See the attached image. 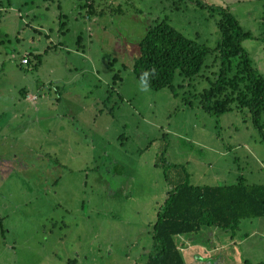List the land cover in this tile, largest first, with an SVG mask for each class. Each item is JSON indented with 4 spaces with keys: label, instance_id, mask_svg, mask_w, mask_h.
<instances>
[{
    "label": "rangeland",
    "instance_id": "1",
    "mask_svg": "<svg viewBox=\"0 0 264 264\" xmlns=\"http://www.w3.org/2000/svg\"><path fill=\"white\" fill-rule=\"evenodd\" d=\"M221 7L264 80V0H0V264H143L184 172L264 183V108L260 132L235 102L199 105L220 67ZM161 18L209 49L196 75L141 91L132 61ZM177 240L185 264L264 261V216Z\"/></svg>",
    "mask_w": 264,
    "mask_h": 264
},
{
    "label": "trees",
    "instance_id": "2",
    "mask_svg": "<svg viewBox=\"0 0 264 264\" xmlns=\"http://www.w3.org/2000/svg\"><path fill=\"white\" fill-rule=\"evenodd\" d=\"M91 9L89 3L86 12ZM218 11L219 40L215 48L220 67L214 81L201 91L199 105L208 113L219 114L231 109L229 102H235L236 106L247 108L252 125L262 132L259 117L264 108V80L240 45L248 32L239 27L226 8ZM137 45L131 70L140 81L142 72L155 67L151 89H171L176 71L183 77L196 75L209 49L183 36L164 18L150 23ZM187 174L184 172L182 181L167 187L165 198L156 208L151 225L152 244L143 264H185L177 240L182 234L195 233L204 225L232 230L242 218L264 216V183H247L238 178L226 184H192ZM243 262L264 264L246 259Z\"/></svg>",
    "mask_w": 264,
    "mask_h": 264
},
{
    "label": "clouds",
    "instance_id": "3",
    "mask_svg": "<svg viewBox=\"0 0 264 264\" xmlns=\"http://www.w3.org/2000/svg\"><path fill=\"white\" fill-rule=\"evenodd\" d=\"M156 73L155 67H153L150 70H145L140 75V90L141 91H147L150 87V79L154 76Z\"/></svg>",
    "mask_w": 264,
    "mask_h": 264
},
{
    "label": "crops",
    "instance_id": "4",
    "mask_svg": "<svg viewBox=\"0 0 264 264\" xmlns=\"http://www.w3.org/2000/svg\"><path fill=\"white\" fill-rule=\"evenodd\" d=\"M28 96H30V95H28ZM28 96H27L26 93H23V97L29 100V98H27ZM177 236H179V235H177ZM179 237H180V236H179ZM181 244H183V242H181ZM182 247H183V246H180L179 249L182 250Z\"/></svg>",
    "mask_w": 264,
    "mask_h": 264
},
{
    "label": "built area",
    "instance_id": "5",
    "mask_svg": "<svg viewBox=\"0 0 264 264\" xmlns=\"http://www.w3.org/2000/svg\"><path fill=\"white\" fill-rule=\"evenodd\" d=\"M20 61H21V62H25V59H24V58H21ZM27 98L33 99L34 96H33V95H32V96H28ZM30 99H29V100H30Z\"/></svg>",
    "mask_w": 264,
    "mask_h": 264
}]
</instances>
